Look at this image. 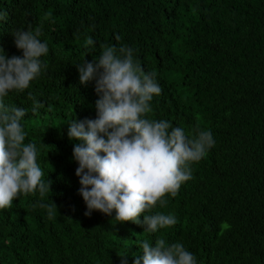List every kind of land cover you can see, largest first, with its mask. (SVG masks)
<instances>
[{"label": "trees", "instance_id": "trees-1", "mask_svg": "<svg viewBox=\"0 0 264 264\" xmlns=\"http://www.w3.org/2000/svg\"><path fill=\"white\" fill-rule=\"evenodd\" d=\"M0 11L9 58L22 57L12 33L29 25L42 26L49 47L40 58L46 69L3 102L27 109L24 143H35L42 179L52 182L44 197L22 194L0 210V264H142L140 243L160 238L182 243L197 264H264V0H0ZM122 45L162 89L147 118L189 138L210 130L215 141L177 194L140 217L175 216L155 233L115 221L114 211L85 215L73 157L79 141L68 137L75 116L96 118L100 98L95 81L80 84L77 66ZM29 92L44 105L36 112ZM50 200L52 216L40 206Z\"/></svg>", "mask_w": 264, "mask_h": 264}, {"label": "clouds", "instance_id": "clouds-1", "mask_svg": "<svg viewBox=\"0 0 264 264\" xmlns=\"http://www.w3.org/2000/svg\"><path fill=\"white\" fill-rule=\"evenodd\" d=\"M6 19L7 12L0 11V21ZM42 34V26L13 31L22 57L9 58L0 47V210L10 208L22 194L38 190L44 197L51 189L52 182L42 179L44 173L37 164V146L24 143L21 121L27 109L3 102L11 91L28 89L46 69L40 58L49 47L41 41ZM92 44L88 38L86 47ZM133 53L127 45L103 46L98 59L77 66L80 84L95 81L100 98L95 104L96 118L78 121L75 116L68 123V137L79 141L73 146V157L78 163L79 194L87 206L85 215L99 211L111 216L114 211L115 221L142 223L145 231L155 233L174 226L175 216L158 212L143 215L142 221L140 217L158 202L163 207L166 194H177L181 184L192 178L190 165L204 158L215 141L210 130H198L189 138L183 128L167 120L147 118L152 111L150 102L162 89L156 73H146ZM28 99L33 101V112L44 106L30 92ZM40 206L49 216L58 212L51 200ZM139 248L142 264H197L180 242L168 244L160 238L153 246L144 240ZM135 264H141V258Z\"/></svg>", "mask_w": 264, "mask_h": 264}]
</instances>
